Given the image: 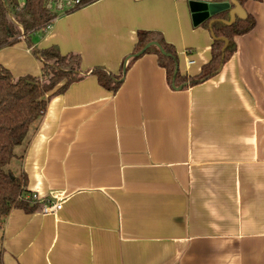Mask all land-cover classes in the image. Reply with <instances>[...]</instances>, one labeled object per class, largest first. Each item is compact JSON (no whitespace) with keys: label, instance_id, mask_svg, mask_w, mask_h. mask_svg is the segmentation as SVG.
Wrapping results in <instances>:
<instances>
[{"label":"crops","instance_id":"crops-1","mask_svg":"<svg viewBox=\"0 0 264 264\" xmlns=\"http://www.w3.org/2000/svg\"><path fill=\"white\" fill-rule=\"evenodd\" d=\"M244 8L255 27L218 74L188 88L169 84L155 54L116 93L91 71L120 75L138 30H159L180 72L198 74L213 38L189 0H97L34 33V46L80 53L87 75L16 147L9 169L27 174L28 196L63 206L12 209L4 264H264V0ZM0 62L15 77L42 73L25 40Z\"/></svg>","mask_w":264,"mask_h":264},{"label":"trees","instance_id":"trees-1","mask_svg":"<svg viewBox=\"0 0 264 264\" xmlns=\"http://www.w3.org/2000/svg\"><path fill=\"white\" fill-rule=\"evenodd\" d=\"M248 0L232 2L230 9L222 11L202 23L213 38L211 58L196 75L182 74L176 47L168 42L159 30H138L132 58L120 75L104 67L91 71L99 83L113 93L118 92L123 77L132 64L142 55L155 54L158 63L166 70L173 88H188L203 83L220 72L237 50L236 37L250 32L256 25L244 4ZM262 1V0H257ZM54 15L45 7V0H0V50L25 40L32 54L43 63L40 76L31 74L15 77L0 62V228L12 209L20 208L28 213L41 211L44 204L28 196L26 173L15 175L9 165L16 157V147L26 140L31 126L47 110L50 99L66 92L82 80L87 72L82 69L80 53L64 54L57 45L39 48L34 46L33 35L45 29ZM0 264H4L0 243Z\"/></svg>","mask_w":264,"mask_h":264},{"label":"built area","instance_id":"built-area-1","mask_svg":"<svg viewBox=\"0 0 264 264\" xmlns=\"http://www.w3.org/2000/svg\"><path fill=\"white\" fill-rule=\"evenodd\" d=\"M97 0H45V7L54 15V19L61 15L75 12ZM34 198L37 197L34 195ZM63 206L62 201L54 203L46 202L41 210L43 213H51L60 210Z\"/></svg>","mask_w":264,"mask_h":264},{"label":"water","instance_id":"water-1","mask_svg":"<svg viewBox=\"0 0 264 264\" xmlns=\"http://www.w3.org/2000/svg\"><path fill=\"white\" fill-rule=\"evenodd\" d=\"M232 2L237 4L235 13L240 6L236 0H189L194 25L202 24L210 17L230 9Z\"/></svg>","mask_w":264,"mask_h":264},{"label":"rangeland","instance_id":"rangeland-1","mask_svg":"<svg viewBox=\"0 0 264 264\" xmlns=\"http://www.w3.org/2000/svg\"><path fill=\"white\" fill-rule=\"evenodd\" d=\"M19 1V3H25V1L26 0H18ZM33 37H34V35H33ZM177 48V47H176ZM177 52L179 53V51H178V48H177ZM12 166V165H11ZM11 168V167H10Z\"/></svg>","mask_w":264,"mask_h":264}]
</instances>
